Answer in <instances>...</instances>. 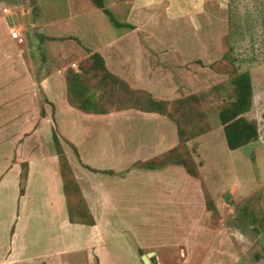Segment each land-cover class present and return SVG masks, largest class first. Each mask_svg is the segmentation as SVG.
<instances>
[{
    "label": "rangeland",
    "instance_id": "obj_1",
    "mask_svg": "<svg viewBox=\"0 0 264 264\" xmlns=\"http://www.w3.org/2000/svg\"><path fill=\"white\" fill-rule=\"evenodd\" d=\"M23 1L0 0V24L9 34L11 28L20 30L22 38L8 63L15 73L5 75L0 63V91L4 84L13 86L11 81L25 83L0 101V175L12 168L6 166L9 158L25 156L19 148L29 130L45 125L40 117L45 96L35 83L57 74L74 115L59 104L48 124L59 138L79 201L99 225L91 247L77 245L78 227L68 232L55 264H142L149 252L155 253L152 264H264V0H104L124 27L115 28L98 10L89 14L88 31L69 21L40 31L30 24L55 22L83 0H39L41 12L38 0ZM3 8L13 10L6 15ZM12 13L21 24L5 23ZM93 53L127 84L130 97L134 92L167 102L186 133L202 128L204 134L179 140L167 116L126 108L124 90L110 97ZM25 56L33 60L26 68L20 59ZM67 69L80 75L84 94L93 95L95 108L105 114L68 104ZM244 72L251 83L244 117L256 125L258 139L232 151L218 112L235 100L232 80ZM187 98L192 109L174 112V102ZM40 138L42 153L57 158L55 147ZM20 169L23 176L26 164ZM41 242L45 249L47 241Z\"/></svg>",
    "mask_w": 264,
    "mask_h": 264
},
{
    "label": "crops",
    "instance_id": "obj_2",
    "mask_svg": "<svg viewBox=\"0 0 264 264\" xmlns=\"http://www.w3.org/2000/svg\"><path fill=\"white\" fill-rule=\"evenodd\" d=\"M17 1L25 2L23 0ZM19 5L20 4L16 3V6ZM37 7L40 9L39 12H41L42 8L39 0L37 2ZM10 9L3 8L2 12L7 15L13 10L10 11ZM98 10L101 11L93 5L91 6L88 0H83L79 1L78 8L72 9V13L55 22L51 19L42 21L43 23L35 20L30 21V24L31 26L35 25L34 27L40 31L44 27H53L57 22L69 21L75 24H83L78 27H80L81 30L88 31L89 25L87 23L91 20L89 19V14ZM25 15L20 16L24 17ZM2 17L4 16L2 15ZM10 19H17L16 22L18 21L19 23L20 21L19 24H21L22 21L15 13H12L10 17L7 16L5 18V23ZM91 30L92 33L98 35L93 29ZM15 41L16 40H13L8 32H5L3 26L0 24V63H4V66L1 67V71L7 76L15 73L12 71L11 67L8 66V63H12V57H14L11 51ZM25 53L26 52L23 51L22 54ZM34 53L37 54L36 51ZM77 53L79 52L77 51ZM20 59L24 68H26V65L32 64L33 62V60L28 62L29 59H27V56H25V59L23 57H20ZM56 75L57 74L52 72L41 79L39 83H35L41 88L45 96L44 101L49 106V110H47L45 103L42 106L43 108L40 115L47 129L43 124V127L40 126L29 130L28 136L23 137V142L17 140L20 145L23 143L19 149L20 151H25V156L20 158H9V163L6 166H9V168L12 167L13 169L11 168L3 175H0V264H36V262L39 264H55L59 259L54 256L60 257L59 247L61 243L65 246L64 241H67L68 238L71 237L68 232L74 231L72 233H75L77 229L79 232L82 230L79 236H74L78 243L77 245L91 247V241L93 239L91 238V235H93L92 232L97 228L99 229L98 223L89 226L75 224L69 221L65 197L62 191L63 187L59 173L58 160L55 156L42 153V144L40 142V137L42 135H44L43 140L46 139L50 145L52 144V146H54L52 125L48 124L52 121V108H54V113L56 114L60 112L58 108L63 105L64 107L70 108L66 104L65 88L64 86L62 87L60 79ZM11 83L14 85H3L4 88L0 91V101H2L1 99L7 101L10 92L14 93L13 90L17 91V87H19L20 90L25 84L21 81H11ZM61 95L64 98L61 97ZM59 104L60 106L58 107ZM67 111L71 116L74 115L71 108L70 110L67 109ZM69 119L71 120V118ZM72 121L74 120L72 119ZM66 137H70L69 134ZM37 140H39V144H35ZM35 150H37V153L34 152ZM48 162L51 167H47ZM25 164L27 169L26 173L22 176L20 167ZM21 188L23 189L22 191L20 190ZM122 193H124V190H121V193L117 194L119 199ZM44 226L47 227V234ZM62 229L66 230L67 234L61 235ZM104 234L106 235V232ZM101 238L102 236L100 235L99 239ZM79 239L81 240L80 242H78ZM60 240L62 241L60 242ZM41 241H47V247H45V249H43L45 242ZM101 241L103 240L101 239ZM55 243L57 246L53 247ZM131 250L132 254L130 256H133L134 259V249L131 248ZM125 253L129 255L128 253H130V251L126 250Z\"/></svg>",
    "mask_w": 264,
    "mask_h": 264
},
{
    "label": "trees",
    "instance_id": "obj_3",
    "mask_svg": "<svg viewBox=\"0 0 264 264\" xmlns=\"http://www.w3.org/2000/svg\"><path fill=\"white\" fill-rule=\"evenodd\" d=\"M88 1L94 7L102 10L105 13L110 19L111 24L114 25L115 28L121 29L124 27L123 24L119 23L115 19V17L105 8L103 0ZM90 57L92 58L94 67L105 73L106 77L100 80V84L104 85L106 83V90L111 93L110 97H118V95H116V92L118 90L125 91L123 93L126 97L122 93L123 97H121V100H123L124 102H128V105H130L126 108H133L142 112L158 113L167 116L177 126L179 140H183L186 138L193 139L204 134L205 130H203L202 128L199 130H195V132L191 131L189 133H186L185 130L180 127L178 118L174 117V114L168 111L167 102L155 100L149 96L146 99H143V97H140L137 93L134 92H130L132 95V97H130L128 95L129 88L127 84L117 77L112 76L106 70L103 58L98 53H93ZM79 77V74L72 72L71 70H68L67 74L65 75L67 83L68 104L71 107L87 114H105L104 111H98L95 108L93 95L84 94V88L80 86ZM232 85L234 86L236 93L235 100L232 103L222 107L218 112V117L224 133L226 146L229 150L233 151L248 143L256 141L258 139V130L253 122L248 121L244 117V113L247 112L250 106L251 98V83L249 73L244 72L235 76L232 80ZM191 102L192 101L189 98L182 101H175L174 104L177 106L175 107L174 112H180V109L182 111L191 110ZM53 143L58 158L59 173L62 179L63 194L65 197L69 221L75 224L92 226L95 222L91 214L87 210V207L85 206V204H83L82 199L81 201H79L80 195L78 187L75 185V180L72 177V171L67 164V161L63 154V150L61 148V144L55 133H53ZM174 164L178 166L183 165L184 167H186L184 162L176 161ZM145 167L153 169L149 164L145 165ZM187 171L190 175L196 176V173L192 172L191 170L187 169ZM20 190L22 191L23 189L21 188ZM73 199L77 200V204L73 205ZM76 216L77 218H75Z\"/></svg>",
    "mask_w": 264,
    "mask_h": 264
},
{
    "label": "water",
    "instance_id": "obj_4",
    "mask_svg": "<svg viewBox=\"0 0 264 264\" xmlns=\"http://www.w3.org/2000/svg\"><path fill=\"white\" fill-rule=\"evenodd\" d=\"M34 30V29H33ZM32 30V32H34ZM228 198H229V194L227 196L224 197V200L225 201H228ZM155 255L154 252H149V253H146L144 255L141 256V261H142V264H152L151 262V259L152 257Z\"/></svg>",
    "mask_w": 264,
    "mask_h": 264
},
{
    "label": "built area",
    "instance_id": "obj_5",
    "mask_svg": "<svg viewBox=\"0 0 264 264\" xmlns=\"http://www.w3.org/2000/svg\"><path fill=\"white\" fill-rule=\"evenodd\" d=\"M10 36L13 40H16V41H22L21 39V32L20 30L18 29H15V28H11L10 29Z\"/></svg>",
    "mask_w": 264,
    "mask_h": 264
}]
</instances>
